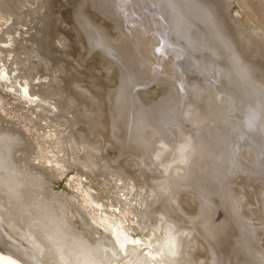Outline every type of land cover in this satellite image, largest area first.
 Masks as SVG:
<instances>
[{"label":"bare ground","instance_id":"bare-ground-1","mask_svg":"<svg viewBox=\"0 0 264 264\" xmlns=\"http://www.w3.org/2000/svg\"><path fill=\"white\" fill-rule=\"evenodd\" d=\"M224 1L229 10L228 0H0V87L21 114L16 120L0 107V257L18 264H221L202 229L210 215L204 194L216 198L211 191L219 187V200L255 240L250 264H264V148L253 145H264L263 137L243 138L247 175L234 173L229 190L215 179L221 159L214 153L229 158L241 136L229 125L233 99L217 91L218 78L236 72L264 102V80L256 78L264 34L250 32L242 46ZM212 5L222 6V19L212 18ZM124 98L137 118L125 130L148 147L136 157L115 137L112 108ZM26 115L38 127L33 135ZM149 127L154 141L141 131ZM44 139L56 163L75 169L92 191L103 185V196L55 190L61 172L39 161ZM200 187L206 192H195Z\"/></svg>","mask_w":264,"mask_h":264},{"label":"rangeland","instance_id":"rangeland-1","mask_svg":"<svg viewBox=\"0 0 264 264\" xmlns=\"http://www.w3.org/2000/svg\"><path fill=\"white\" fill-rule=\"evenodd\" d=\"M224 3H226V2L224 1L222 5H224ZM227 3H231L230 4L231 8L229 10H226L225 9L226 4L223 7L226 10V12H228L230 19L233 21V26L235 28H237L236 31H238V34H239L238 40L242 46L248 44L249 41L247 38L251 37L250 32H251V34H252V32L264 34V30H262L263 28L261 29L260 25H258L257 23H255L256 21H254L256 18V19H258L260 21L262 20V22H264V17L262 15V13H264V0H241V1L240 0H231V2H229V0H228ZM33 5L31 7H33ZM34 6H36V4ZM211 7H212L211 10H213L212 12L214 13V17H212L214 20H217L219 18L222 19L224 17L222 6H216L215 7L212 5ZM215 15H217L218 17H216ZM236 23H238V24H236ZM256 25H258V28L256 27ZM253 26H254V28H251ZM88 28L89 27H87V31L89 32L88 34L90 35V39H91L90 44H94V45L98 46V48H99L100 47L99 44H97V42L94 40V39H97L99 37V36L98 37L96 36V35H98L97 32H95V30L88 29ZM255 28H257V30H255ZM90 30H91V32H90ZM239 30H242V31L244 30V33H242ZM259 30H261V31H259ZM245 35H247V36H245ZM242 37H244L245 39ZM243 39H244L245 44L243 43ZM99 42L103 46V48H105V42H102L101 39ZM100 53H103L100 49L95 51L96 55L100 54ZM222 66H223V63L221 61H219V63L217 64V67L221 68V72L219 74L220 77L223 75L222 70H224V68H222ZM258 68H260V69L257 70L256 78L264 80V76H263L264 75V68L261 65L258 66ZM226 74L227 75H225L223 79H222V77L220 79L218 78V82H216L215 86H216V88L219 87L217 89V91L220 93V95H225L224 93H226V95H229L233 99L231 114H235V115L231 119L229 125L230 124H231V126L236 125L235 128H237V130L238 129L241 130L239 133L241 136L240 137H234V139L232 140L234 145L232 146L233 151H231L229 158L231 159L234 157V155H236L234 157V158H236V160H235L236 162L227 161L229 159L227 157L229 153L226 154V152H224L222 150H219L216 154L214 153V155L221 159L220 160L221 165L219 167L218 172L216 173L215 179H218L217 181H222V179H224L227 183L224 181L223 184L227 185V188L229 190L228 182H229V180H231L233 177L236 176L234 173L237 174V173L243 172V174L247 175L251 169V168H249L247 162L245 161V159L243 158V155H242V149L244 147H249V143L243 141V138L249 137L248 135L251 133V134H253L254 139H256V137H257V139H260L263 137L262 140H264V102L260 101V99L258 98V94H254V93L252 94V91H253V88L251 86L252 84L241 79L236 72L230 71V72H227ZM217 83H219L220 85ZM130 85L132 86V84H130ZM131 86L129 87L130 88L129 92L130 93L133 92L131 94H133L135 96L134 91H136L137 89H134L135 86H134V88H133V86L132 87ZM113 90L115 91L116 89L114 88ZM8 100L13 102V98L9 97L8 94L6 93V91L0 87V107H1L2 111H4V113H6V114L8 113V115L10 117H12L16 120H19L21 114H19L18 112L11 110L9 108V101ZM124 100H127V98H124L123 100H117L118 101V103L116 101L117 106L113 105V108H112L115 111V114L117 116V117L115 116L116 117L115 125L117 127L116 133H118V134H116L115 137L118 141L123 140V151L125 153H129L131 156L136 157V156L140 155L138 153L139 150L143 151V149H144V151H147L148 147L146 145V147H144L142 149V146L141 147L139 146L141 144L139 142V137L136 135V132L135 133H127L126 132V130H125L126 123L128 121H131L132 118H134V117H133V114H131V112H129L131 109L129 101L123 102ZM121 101L123 102V104H121ZM247 101H248V103H247ZM133 102L134 101H132L131 103L133 104ZM134 103H135L134 106H136L137 102H134ZM247 105H248V107H247ZM230 117H229V120H230ZM136 119L137 118H134V120H136ZM246 122H248V123H246ZM24 125H26L27 130L30 132L29 134L33 135V133H35L36 131H39L38 127L35 126L34 118L32 115L31 116H28V115L25 116ZM260 129L262 132L260 131ZM41 130L44 132L43 137L44 136L48 137V133L45 132L46 130H43L42 128H41ZM255 130H256V132L254 135L253 131H255ZM141 131L149 132L148 135L151 137V140H153V141H154V136L157 135V133H155L151 129V127L147 128V129L144 128ZM244 133H246V134H244ZM129 135L131 136L130 140L128 139ZM125 138H126V140H124ZM254 144L256 145L255 148L258 151L263 152L262 148H264V145H262V144L260 145V143H259V145H258V143H253V145ZM37 152L39 154V161L40 162L45 163L47 166H50V167L53 166L54 168H58V170L61 172L59 179L54 181L55 190H57V191H70L73 189L76 192L80 191L82 193V196H86V195L87 196L93 195L96 197L103 196V193L105 192L103 185H100L98 189H96L95 191H92L94 189V188L90 187L92 185L89 186V183H87L86 179L82 175L78 174V172L75 169L67 166L62 161H59L58 163H56V159L54 157V153L51 152V144L49 143L48 139L43 140V143H42V145H39ZM77 180L81 186L78 185ZM75 181H76V183H75ZM71 182H73V184H71ZM218 188L219 187H216V189L213 192L211 191V193L216 194V195L214 194V196L216 198L210 197L208 195V193L204 194L205 195L204 200L207 202L206 206H208V208H210V215H209V219L207 220L208 222H206V225L202 229L207 230L210 233V235L212 236V238L214 239L215 245L213 247H217L218 250L221 252L222 257H220V252L218 254L220 259H221V264H224V262H225V264H227L228 260H229L228 264H233V263H235V264H237V263L250 264V263H252V261H251L252 257L250 259H248V258L250 257V252H252L251 251L252 249L249 247H252V244L255 240H253V242H252V240H250L246 237L245 233L247 232V229L244 231V229H242L240 226L241 224L238 223V221H236L235 218L230 215L229 211H231V210L227 209L228 205L226 204L225 200L224 201L219 200ZM197 190L202 191L203 193L206 192L205 189L202 187L197 188L195 190V192ZM106 200H107V202L110 203L109 197H106ZM245 212L247 213V211H245ZM246 213H245V215H246ZM172 215L175 217L176 212L175 213L172 212ZM95 216L97 217L98 215L95 214ZM244 219H245L246 224L249 225L248 224L249 223L248 222L249 216L244 217ZM183 221L185 224L186 221L185 220H183ZM241 229L243 231H241ZM202 232L207 234V232H205L203 230H202ZM241 232H243L244 234ZM130 236L134 237L135 239L138 238L137 236H134L133 233H131ZM252 239H255V238H253V236H252ZM245 245L247 247H244ZM242 250L244 252H246L245 255H243L244 252H242ZM239 255L241 257H238ZM222 259L224 260L223 263H222Z\"/></svg>","mask_w":264,"mask_h":264},{"label":"snow or ice","instance_id":"snow-or-ice-1","mask_svg":"<svg viewBox=\"0 0 264 264\" xmlns=\"http://www.w3.org/2000/svg\"><path fill=\"white\" fill-rule=\"evenodd\" d=\"M0 264H18L17 261L8 260L6 258L0 257Z\"/></svg>","mask_w":264,"mask_h":264}]
</instances>
